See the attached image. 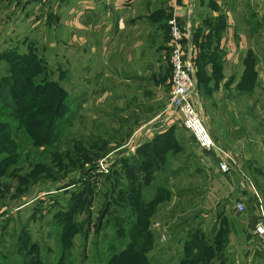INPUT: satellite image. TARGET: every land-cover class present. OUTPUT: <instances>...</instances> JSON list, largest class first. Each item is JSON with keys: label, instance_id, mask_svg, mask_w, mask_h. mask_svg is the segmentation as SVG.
I'll list each match as a JSON object with an SVG mask.
<instances>
[{"label": "rangeland", "instance_id": "rangeland-1", "mask_svg": "<svg viewBox=\"0 0 264 264\" xmlns=\"http://www.w3.org/2000/svg\"><path fill=\"white\" fill-rule=\"evenodd\" d=\"M14 1L0 0V81L18 89L13 112L21 117L10 116L1 98L0 248L5 262L248 261L251 247L231 231V202L238 197L232 191V201L225 199L227 191L207 172L173 109L162 138L128 145L140 128L134 125L138 119L155 114L122 108L124 91L133 100L138 89H93L90 79L86 89L83 78H75L74 46L67 44L73 42L74 28L69 37L68 30L54 29L59 10L55 14L53 7L59 0L36 9L20 26L22 9ZM250 1L241 0L243 11ZM48 6L54 11L49 18L42 14ZM149 142L152 146L140 152ZM238 221L237 226L245 225ZM254 258L262 261L257 254Z\"/></svg>", "mask_w": 264, "mask_h": 264}, {"label": "crops", "instance_id": "crops-1", "mask_svg": "<svg viewBox=\"0 0 264 264\" xmlns=\"http://www.w3.org/2000/svg\"><path fill=\"white\" fill-rule=\"evenodd\" d=\"M50 1H14L16 9H22L19 26ZM251 1V7L243 11L241 0H59L55 12L48 6L42 14L49 18L59 10V24L54 29L68 30L67 37L70 26L74 28L73 42L67 44L74 46L75 78H83L86 89L88 79L93 89H138L133 100L124 91L122 108L155 112L134 124L140 128L129 145L151 140L169 127L171 116L167 117L165 103L172 76L168 19L176 6L187 43L194 54L196 49L202 89L198 108L230 163L229 173H222L215 153L201 149L186 131L197 144L207 172L227 191L225 199L231 202L233 191L248 206L247 213H240L231 202V231L252 249L242 264H264V251L249 238L253 222L264 214V0ZM238 13L246 17L240 19ZM250 15L253 21L259 18L257 23ZM67 19L69 24L63 27ZM249 57L256 59L249 73L251 89H242L249 78ZM152 101L156 103L148 105ZM237 220L245 225L237 226ZM255 254L261 262H256Z\"/></svg>", "mask_w": 264, "mask_h": 264}, {"label": "built area", "instance_id": "built-area-1", "mask_svg": "<svg viewBox=\"0 0 264 264\" xmlns=\"http://www.w3.org/2000/svg\"><path fill=\"white\" fill-rule=\"evenodd\" d=\"M175 7L172 8L168 19L169 60L172 76L166 111L173 109V115H176L182 121L184 128L191 132L198 146L208 153L214 152L219 170L222 173H229L230 163L225 158L223 150L217 146L198 108L199 88L195 54L193 48L187 43V35L180 24ZM100 167L103 168L102 165ZM235 205L240 213L246 211L245 203L242 200H237ZM249 238L258 250L264 251V214L258 216L253 222Z\"/></svg>", "mask_w": 264, "mask_h": 264}, {"label": "trees", "instance_id": "trees-1", "mask_svg": "<svg viewBox=\"0 0 264 264\" xmlns=\"http://www.w3.org/2000/svg\"><path fill=\"white\" fill-rule=\"evenodd\" d=\"M250 58V57H249ZM248 58V59H249ZM256 63V61L255 62H253L252 61V59L250 58L249 60H248V64H249V66H250V70L248 71V73H247V75H246V77H249L248 78V80L250 79L251 81H252V77H250V75H249V73L250 72H252V67H253V65ZM196 64H198V62L196 63ZM199 70V69H198ZM198 70H197V81H198V84H199V78H198ZM251 75H252V73H251ZM253 77H254V75H253ZM202 78V77H201ZM248 80H246V82L244 83V87L242 88V89H251V87H250V84H249V87H248ZM0 89L2 90V91H5V97L3 98L2 96H3V93L0 91V101H2V100H6L3 104H4V106H5V108L6 109H9V110H11L12 112L14 111V110H16L17 109V107L19 106V99H20V93H19V91H18V89H15V88H11L10 87V89H8L7 88V83L6 82H2V81H0ZM1 98H2V100H1ZM9 99H11L12 101H10ZM59 106V105H58ZM9 112L8 114L10 115V116H12L13 118H15V119H20L21 117L19 116V115H15V113L13 112ZM157 138L156 139H160V138H162L163 137V134L162 135H157L156 136ZM151 142V141H150ZM148 143V144H146V145H144L143 147H142V149L140 150V152L141 151H143V150H145V149H148L149 147H151L152 145V143ZM134 175H132L131 177H133ZM21 256H23V253L21 252ZM23 259V258H22ZM13 261V260H12ZM12 261H10V262H12ZM0 264H8V263H6L5 262V260H4V258H3V252L1 251V248H0ZM12 264H27V263H24L23 261L22 262H19V263H17V261H14V262H12Z\"/></svg>", "mask_w": 264, "mask_h": 264}]
</instances>
